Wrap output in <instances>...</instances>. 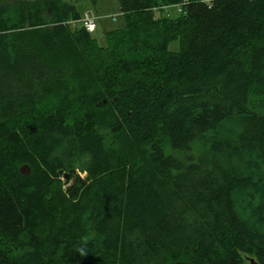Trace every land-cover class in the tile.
<instances>
[{
  "label": "trees",
  "instance_id": "trees-1",
  "mask_svg": "<svg viewBox=\"0 0 264 264\" xmlns=\"http://www.w3.org/2000/svg\"><path fill=\"white\" fill-rule=\"evenodd\" d=\"M182 1L0 0V264H264V0Z\"/></svg>",
  "mask_w": 264,
  "mask_h": 264
},
{
  "label": "rangeland",
  "instance_id": "rangeland-1",
  "mask_svg": "<svg viewBox=\"0 0 264 264\" xmlns=\"http://www.w3.org/2000/svg\"><path fill=\"white\" fill-rule=\"evenodd\" d=\"M1 1L7 2L9 0H1ZM71 1H75V0H71ZM77 1H81V0H77ZM207 1H210V0H207ZM167 10H168L169 16L171 17H174L175 15H179L178 13L177 14L175 13L176 10H171L169 8ZM86 11H88V14L91 17L96 19L95 24L97 22L95 31L91 33L92 38H94L96 44L99 47H103L104 46L103 32L118 27L121 21V17L118 15L119 13L117 10V2L116 0H96L95 4L87 8ZM112 17L114 18L115 21H111ZM69 21L71 20H68L67 22ZM167 48L169 51H177L178 49L177 41H173L169 43ZM78 176L80 179L83 178V175L81 174ZM58 180L61 183V190L64 193H70L71 191L73 193L74 189L72 186L75 183L73 180L67 179L66 181H64L62 178H58ZM68 185H70V189L68 190V192H65L64 188Z\"/></svg>",
  "mask_w": 264,
  "mask_h": 264
},
{
  "label": "built area",
  "instance_id": "built-area-1",
  "mask_svg": "<svg viewBox=\"0 0 264 264\" xmlns=\"http://www.w3.org/2000/svg\"><path fill=\"white\" fill-rule=\"evenodd\" d=\"M183 4H184V0L182 1L181 4L169 7V9L176 10L175 13L179 14L181 12V6ZM95 20L96 19L91 17L88 13H83L80 19L65 22L64 25L69 26V28H75L80 26L85 32L91 34L95 31V27H96ZM111 21H114L113 17L111 18Z\"/></svg>",
  "mask_w": 264,
  "mask_h": 264
},
{
  "label": "water",
  "instance_id": "water-1",
  "mask_svg": "<svg viewBox=\"0 0 264 264\" xmlns=\"http://www.w3.org/2000/svg\"><path fill=\"white\" fill-rule=\"evenodd\" d=\"M29 1H32V0H29ZM249 1H250V2H253L254 0H249ZM19 171L22 172V169H20ZM57 175H58V176L61 175V171H58V172H57ZM62 179H63L64 181L67 180V176H66V174H63V175H62ZM73 181H74V180H73ZM82 184L85 185V182L82 181ZM69 189H70V185L66 186V187L64 188V191H65V192H68ZM71 193H72V191H71L70 193H68L67 196H70ZM245 260H247V261H246V264H256V263L253 262V260H251V259H245Z\"/></svg>",
  "mask_w": 264,
  "mask_h": 264
},
{
  "label": "crops",
  "instance_id": "crops-1",
  "mask_svg": "<svg viewBox=\"0 0 264 264\" xmlns=\"http://www.w3.org/2000/svg\"><path fill=\"white\" fill-rule=\"evenodd\" d=\"M95 19V18H94Z\"/></svg>",
  "mask_w": 264,
  "mask_h": 264
}]
</instances>
